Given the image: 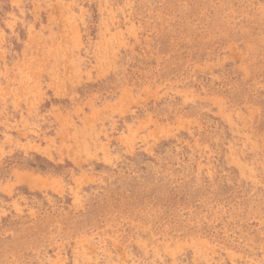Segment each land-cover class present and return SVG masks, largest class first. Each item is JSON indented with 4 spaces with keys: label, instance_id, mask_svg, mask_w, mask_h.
I'll use <instances>...</instances> for the list:
<instances>
[{
    "label": "rangeland",
    "instance_id": "374dc122",
    "mask_svg": "<svg viewBox=\"0 0 264 264\" xmlns=\"http://www.w3.org/2000/svg\"><path fill=\"white\" fill-rule=\"evenodd\" d=\"M0 264H264V0H0Z\"/></svg>",
    "mask_w": 264,
    "mask_h": 264
}]
</instances>
